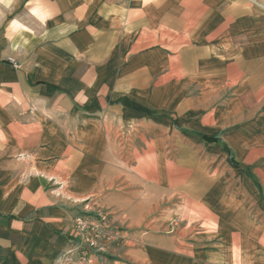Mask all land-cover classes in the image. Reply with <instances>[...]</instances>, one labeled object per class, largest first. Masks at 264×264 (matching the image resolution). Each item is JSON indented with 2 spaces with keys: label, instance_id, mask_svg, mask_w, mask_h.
Listing matches in <instances>:
<instances>
[{
  "label": "crops",
  "instance_id": "obj_1",
  "mask_svg": "<svg viewBox=\"0 0 264 264\" xmlns=\"http://www.w3.org/2000/svg\"><path fill=\"white\" fill-rule=\"evenodd\" d=\"M86 207L83 264H264V0H0V264Z\"/></svg>",
  "mask_w": 264,
  "mask_h": 264
},
{
  "label": "built area",
  "instance_id": "obj_2",
  "mask_svg": "<svg viewBox=\"0 0 264 264\" xmlns=\"http://www.w3.org/2000/svg\"><path fill=\"white\" fill-rule=\"evenodd\" d=\"M97 212L86 207L84 212L74 217L70 246L62 253V262L83 264L89 263L93 254L117 253L115 247L126 239V230L119 224L110 223L108 213Z\"/></svg>",
  "mask_w": 264,
  "mask_h": 264
},
{
  "label": "rangeland",
  "instance_id": "obj_3",
  "mask_svg": "<svg viewBox=\"0 0 264 264\" xmlns=\"http://www.w3.org/2000/svg\"><path fill=\"white\" fill-rule=\"evenodd\" d=\"M90 211H95V210H90ZM98 211H100V212H102L103 214H106L107 212H105V211H101V210H98ZM95 212H97V210L95 211ZM98 213V212H97ZM109 215H108V217L110 218H108L109 219V222L110 223H116V224H119V222H117V220H113V217L114 216H116V214L114 215V214H112V213H108ZM119 225H121V224H119ZM122 227H123V225H121ZM124 228V227H123ZM125 230H126V239H127V229L125 228ZM126 239L124 240V241H126ZM116 248V250H118V248H119V246H117V247H115Z\"/></svg>",
  "mask_w": 264,
  "mask_h": 264
}]
</instances>
